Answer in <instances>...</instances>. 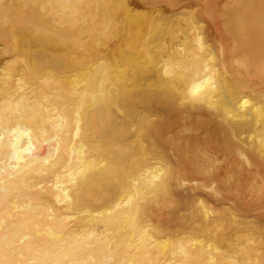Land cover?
Masks as SVG:
<instances>
[{"label":"bare ground","instance_id":"1","mask_svg":"<svg viewBox=\"0 0 264 264\" xmlns=\"http://www.w3.org/2000/svg\"><path fill=\"white\" fill-rule=\"evenodd\" d=\"M0 264H264V0H0Z\"/></svg>","mask_w":264,"mask_h":264}]
</instances>
